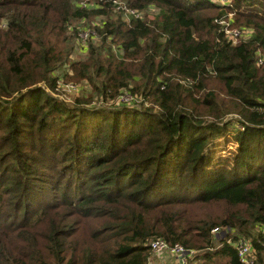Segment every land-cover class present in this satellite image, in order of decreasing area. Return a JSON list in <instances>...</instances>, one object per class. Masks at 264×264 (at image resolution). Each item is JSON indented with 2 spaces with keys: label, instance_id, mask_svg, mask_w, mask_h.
<instances>
[{
  "label": "trees",
  "instance_id": "1",
  "mask_svg": "<svg viewBox=\"0 0 264 264\" xmlns=\"http://www.w3.org/2000/svg\"><path fill=\"white\" fill-rule=\"evenodd\" d=\"M114 1L0 0V264H147L155 238L243 264L240 236L264 264V0ZM74 42L71 105L49 90Z\"/></svg>",
  "mask_w": 264,
  "mask_h": 264
},
{
  "label": "rangeland",
  "instance_id": "2",
  "mask_svg": "<svg viewBox=\"0 0 264 264\" xmlns=\"http://www.w3.org/2000/svg\"><path fill=\"white\" fill-rule=\"evenodd\" d=\"M84 3H87V5L92 6V5H96L97 0H80ZM215 3H221L219 0H213ZM114 6L116 9H118V6H124L123 3H118L117 0L114 1ZM105 6H101V9H104ZM112 13L110 14L109 18L115 20L116 18H120V14L116 11L113 10V8H110ZM154 12L149 11L147 14V17L149 19L154 18L155 14H153ZM139 18H141L143 16V13H138ZM122 17V16H121ZM106 15H97V16H93L90 18V20L88 21V19H84L82 21H79L81 24L85 23L87 24V22H89V24H92L91 22L95 23L92 25H99L102 24L103 22H105L106 20ZM232 18V14L229 15V18L227 20V22H225L224 20H222V22H220V24L222 25H230V19ZM122 20V19H121ZM124 20H126L124 18ZM68 24H71L70 26H77V21L73 20L70 21ZM4 26V24H2ZM83 25V24H82ZM90 25V26H92ZM228 29H231L232 32L237 31V27H233V26H229ZM93 33L97 36V37H93L92 39H90L91 41H93V44L99 43L100 41V33H98V31L95 29H92ZM67 34L69 35V37H74V33L71 30H68L67 28ZM237 38V37H236ZM236 38H233L234 40ZM88 43H86V45L83 44H75V42L73 43V45L71 46V43L67 44L65 46L66 51H68V57L67 59H65V61L63 62L62 65H60L57 70L55 71V75H57L59 77V83L58 85H56V90L55 91H50L51 93H53L52 95L56 98L59 99V101H63L66 104H73L75 102V100L77 98H79L80 96V91H83L84 89H82L83 87H85L84 83H86L84 80H80L78 81L75 78V71H73L72 66H70L71 63H77V65H81L82 63L85 62V60L88 57ZM67 61V62H66ZM45 87V86H43ZM80 87V88H79ZM47 88V87H45ZM79 88V90H78ZM48 90V88H47ZM235 114L229 115V119L231 117L234 118ZM232 126V125H230ZM231 130H234L235 128H230ZM227 137H218L216 138L217 140L215 141L214 144H212V142L209 144L208 146V152L211 151V163L210 165L215 164L216 162L219 161L220 158H225V157H229L230 155H232V153L234 151H236L237 145L234 143L233 141V137H229V138H225ZM253 228H250L249 230L252 231Z\"/></svg>",
  "mask_w": 264,
  "mask_h": 264
},
{
  "label": "built area",
  "instance_id": "3",
  "mask_svg": "<svg viewBox=\"0 0 264 264\" xmlns=\"http://www.w3.org/2000/svg\"><path fill=\"white\" fill-rule=\"evenodd\" d=\"M221 3L224 2V0L220 1ZM118 9L124 10L125 15L128 14H133L135 17H139L137 14V11L135 10H130L129 8L125 6H118ZM222 22V21H220ZM230 25H224V32L225 35L231 39L234 40L233 38H236L240 34V30L237 29L235 32H230L232 31L231 29H228ZM88 36L87 32H82L79 33V37L81 39V42L86 41ZM121 100L124 102H131L132 97L130 95H123L121 97ZM218 231V228L212 229L213 233H216ZM235 246L237 247L238 250V256L240 261L243 264H253L254 260V253H253V245L249 241V239L240 236L236 241H235ZM149 247H150V252L158 255V256H175L178 260V264H189V260L191 257L195 255V251L193 250H187L185 249L182 245L175 243L173 245L167 243L164 239L162 238H155L149 242Z\"/></svg>",
  "mask_w": 264,
  "mask_h": 264
},
{
  "label": "crops",
  "instance_id": "4",
  "mask_svg": "<svg viewBox=\"0 0 264 264\" xmlns=\"http://www.w3.org/2000/svg\"><path fill=\"white\" fill-rule=\"evenodd\" d=\"M147 264H178V260L175 256H158L151 253Z\"/></svg>",
  "mask_w": 264,
  "mask_h": 264
}]
</instances>
